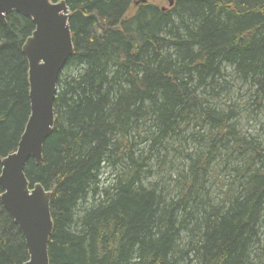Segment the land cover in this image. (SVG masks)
Instances as JSON below:
<instances>
[{
	"label": "trees",
	"instance_id": "trees-1",
	"mask_svg": "<svg viewBox=\"0 0 264 264\" xmlns=\"http://www.w3.org/2000/svg\"><path fill=\"white\" fill-rule=\"evenodd\" d=\"M62 1L73 51L24 169L50 194L48 263L264 264V0ZM33 31L0 23V175L30 117ZM1 195L0 264H24Z\"/></svg>",
	"mask_w": 264,
	"mask_h": 264
},
{
	"label": "water",
	"instance_id": "water-1",
	"mask_svg": "<svg viewBox=\"0 0 264 264\" xmlns=\"http://www.w3.org/2000/svg\"><path fill=\"white\" fill-rule=\"evenodd\" d=\"M172 5L173 1H169L168 6ZM10 13L29 18L34 25L22 47L28 63L30 117L16 152L1 163V204L23 236L28 253L24 264H49L50 194L40 185L31 188L24 169L30 159L41 165L42 148L54 125L57 81L73 51L69 11L63 1L0 0L1 24Z\"/></svg>",
	"mask_w": 264,
	"mask_h": 264
},
{
	"label": "rangeland",
	"instance_id": "rangeland-1",
	"mask_svg": "<svg viewBox=\"0 0 264 264\" xmlns=\"http://www.w3.org/2000/svg\"><path fill=\"white\" fill-rule=\"evenodd\" d=\"M169 1H173V0H158L156 2V4H159L162 8H168ZM249 127L250 128H247L248 133H250L252 135H254V134L260 135L261 134V132L258 131V126L257 125L254 126L252 124H249ZM252 127H255V128H252Z\"/></svg>",
	"mask_w": 264,
	"mask_h": 264
}]
</instances>
